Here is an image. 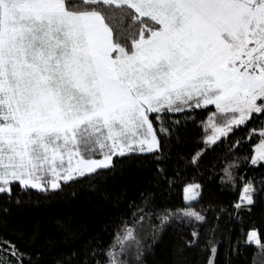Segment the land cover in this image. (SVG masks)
<instances>
[{"label": "snow or ice", "instance_id": "6c2138e0", "mask_svg": "<svg viewBox=\"0 0 264 264\" xmlns=\"http://www.w3.org/2000/svg\"><path fill=\"white\" fill-rule=\"evenodd\" d=\"M258 205L264 0H0V264H235Z\"/></svg>", "mask_w": 264, "mask_h": 264}, {"label": "trees", "instance_id": "16d2710c", "mask_svg": "<svg viewBox=\"0 0 264 264\" xmlns=\"http://www.w3.org/2000/svg\"><path fill=\"white\" fill-rule=\"evenodd\" d=\"M198 134V130H193L192 135L195 136ZM243 133L238 132L237 136H242ZM255 142V141H254ZM245 151H247L249 154L251 153V146L246 145ZM135 173H129L128 179H127V185L129 189H134L135 187ZM171 202L172 204H177L182 202V191L177 189L175 192L171 194ZM209 199H219L223 200L225 203L230 199L229 196H218L216 194V188L214 185H209L205 188V200ZM108 210L104 207L100 208L98 210L97 215L99 217H103L104 214ZM87 219V217H85ZM246 220L249 224H255V226L258 229H264V205H258L254 213L251 217H246ZM102 222L99 219H94L91 224L95 228H99V224ZM220 225L222 228L229 226V220L227 216H223L220 220ZM232 227H236L235 224L231 225ZM175 230H170V236L174 235ZM105 241L108 240V236L105 234ZM37 248L40 251V253L43 256L44 264H55L56 259L59 257L60 252L63 249V244L55 237L52 240L51 246L46 244V242L41 239V241L37 244ZM245 255L247 256V259L244 258V256L237 257L235 260V264H264V255H261L258 253V250L255 246L252 248L245 249ZM190 260L192 261V264H200V257L196 254H192L190 257Z\"/></svg>", "mask_w": 264, "mask_h": 264}, {"label": "rangeland", "instance_id": "374dc122", "mask_svg": "<svg viewBox=\"0 0 264 264\" xmlns=\"http://www.w3.org/2000/svg\"><path fill=\"white\" fill-rule=\"evenodd\" d=\"M183 195V194H182Z\"/></svg>", "mask_w": 264, "mask_h": 264}]
</instances>
